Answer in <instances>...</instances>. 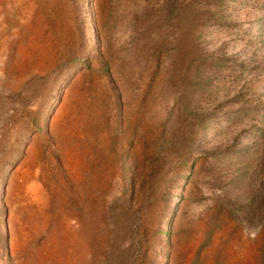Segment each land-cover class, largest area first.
I'll use <instances>...</instances> for the list:
<instances>
[{
    "label": "rangeland",
    "instance_id": "374dc122",
    "mask_svg": "<svg viewBox=\"0 0 264 264\" xmlns=\"http://www.w3.org/2000/svg\"><path fill=\"white\" fill-rule=\"evenodd\" d=\"M0 264H264V0H0Z\"/></svg>",
    "mask_w": 264,
    "mask_h": 264
}]
</instances>
